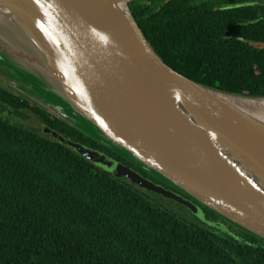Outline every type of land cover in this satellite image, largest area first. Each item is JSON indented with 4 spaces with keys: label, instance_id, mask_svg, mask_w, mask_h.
Here are the masks:
<instances>
[{
    "label": "water",
    "instance_id": "95a60500",
    "mask_svg": "<svg viewBox=\"0 0 264 264\" xmlns=\"http://www.w3.org/2000/svg\"><path fill=\"white\" fill-rule=\"evenodd\" d=\"M134 1L0 0V77L188 200L43 129L95 167L264 241V113L233 102L264 97L210 89L168 67Z\"/></svg>",
    "mask_w": 264,
    "mask_h": 264
},
{
    "label": "trees",
    "instance_id": "16d2710c",
    "mask_svg": "<svg viewBox=\"0 0 264 264\" xmlns=\"http://www.w3.org/2000/svg\"><path fill=\"white\" fill-rule=\"evenodd\" d=\"M129 9L177 73L220 92L264 97V0H138ZM0 108L30 111L43 127L161 184L22 94L0 88ZM3 111L0 264H264V241L200 206L206 223L180 217Z\"/></svg>",
    "mask_w": 264,
    "mask_h": 264
},
{
    "label": "rangeland",
    "instance_id": "374dc122",
    "mask_svg": "<svg viewBox=\"0 0 264 264\" xmlns=\"http://www.w3.org/2000/svg\"><path fill=\"white\" fill-rule=\"evenodd\" d=\"M258 47H264V46H260L259 45ZM4 67H5L4 65H0V68L5 69ZM7 74H9L12 77L11 73L7 72ZM5 85L9 86L10 84L5 82L0 77V87L7 88ZM11 89H13L17 94H19V95L22 94L24 97H27L29 100H31V101L35 102L37 105H39L36 101H34L33 99H30L28 96H26L22 92H19L14 87L11 86ZM39 106L42 107L41 105H39ZM20 115H24L25 117L24 118H20L16 114H13V113L10 114L9 111H6L5 113H1L2 117H4V118H10L11 117L10 120L12 121V123L17 124L19 126H22L23 128L34 130L36 132L40 131V129H42V128L43 129L45 128L38 122V120L35 118V116L30 111H28V112L25 111V112H23ZM53 115H55V114H53ZM43 129H42V131H43ZM145 192L147 194H152V195H150V197H153V199L152 198L151 199L154 200L157 204H159L162 207L174 212L178 216L180 215V217L181 216L182 217H189V218H191V219H193L195 221L197 220L199 222L206 223L205 214H204L203 210H201L200 208L197 207V209H191L189 207H185V206L179 204L175 200L166 199V198H163L160 195H157V194H154V193H151V192H147V191H145ZM216 227L223 234H228L230 236H235V233H233L227 226L218 224V226H216Z\"/></svg>",
    "mask_w": 264,
    "mask_h": 264
},
{
    "label": "bare ground",
    "instance_id": "6f19581e",
    "mask_svg": "<svg viewBox=\"0 0 264 264\" xmlns=\"http://www.w3.org/2000/svg\"><path fill=\"white\" fill-rule=\"evenodd\" d=\"M241 110H246L255 113H264V101H245V100H236L233 101Z\"/></svg>",
    "mask_w": 264,
    "mask_h": 264
},
{
    "label": "flooded vegetation",
    "instance_id": "af4514ba",
    "mask_svg": "<svg viewBox=\"0 0 264 264\" xmlns=\"http://www.w3.org/2000/svg\"><path fill=\"white\" fill-rule=\"evenodd\" d=\"M6 86V85H5ZM10 86V85H9ZM9 86H6L7 88H3V87H0V88H2V89H5L7 92H12V93H14L16 96H18L19 94H17L13 89H11ZM28 101V100H27ZM4 109L3 108H0V111H3ZM6 112V111H5ZM4 111L2 112V113H5ZM18 117H20V118H24L25 116L24 115H17ZM135 172V171H134ZM137 173V172H136ZM138 174V173H137ZM141 176V175H140ZM145 179H147V178H145ZM147 180H149L150 182H152V183H154L155 185H157V186H159V187H162V188H164V189H166V190H168V191H172L174 194H176V195H178V196H180V197H182L183 199H185V200H188L187 198H184L183 196H181L179 193H177L176 191H174V190H172L171 188H166V187H164L165 185L164 184H159V183H157V182H155V181H152V180H150V179H147ZM164 198V197H163Z\"/></svg>",
    "mask_w": 264,
    "mask_h": 264
}]
</instances>
